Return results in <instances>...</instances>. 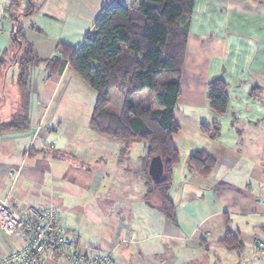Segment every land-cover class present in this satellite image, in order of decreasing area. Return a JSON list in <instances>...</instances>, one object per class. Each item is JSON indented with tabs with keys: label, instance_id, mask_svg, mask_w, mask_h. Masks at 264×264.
Instances as JSON below:
<instances>
[{
	"label": "crops",
	"instance_id": "obj_1",
	"mask_svg": "<svg viewBox=\"0 0 264 264\" xmlns=\"http://www.w3.org/2000/svg\"><path fill=\"white\" fill-rule=\"evenodd\" d=\"M27 1L0 0V53L21 26L38 52L50 57L60 41L79 45L104 6L132 0H34L29 12ZM11 59L12 50L0 77L2 122L17 120L22 103L19 66ZM11 65L12 82L5 84ZM68 71L34 67L29 125L0 131V199L19 209L55 205L78 248L110 253L114 264H245L247 251L264 254V0L195 2L174 111L179 160L168 191L179 225L166 219L156 196L146 195L145 145L134 156L135 143L120 139L111 146L105 134L79 132L59 112ZM216 75L227 82L229 106L222 113L208 98ZM202 123L219 124L220 134L210 136ZM196 150L216 159L210 175L188 168ZM226 214L246 243L241 254L220 242ZM23 241L0 225V259ZM46 264L70 262L51 252Z\"/></svg>",
	"mask_w": 264,
	"mask_h": 264
},
{
	"label": "trees",
	"instance_id": "obj_2",
	"mask_svg": "<svg viewBox=\"0 0 264 264\" xmlns=\"http://www.w3.org/2000/svg\"><path fill=\"white\" fill-rule=\"evenodd\" d=\"M196 0H132L116 1L104 6L102 13L83 41L75 46L60 41L56 53L42 56L23 33L21 26L12 29V45L0 53V77L3 66L12 59L18 63L16 80L21 92V108L17 120L0 121V131L29 125V99L34 67L44 63L51 74H62L71 67L96 90V102L90 126L106 136L125 141L126 146L145 142L147 168L154 155L163 161V174L153 179L146 172V195H154L166 219L179 225L176 207L168 191L172 183V169L179 160L173 135L180 126L175 107L180 96L184 58L190 30V17ZM27 12L34 0L27 1ZM17 20H19L17 18ZM118 87L123 94L121 107H107L110 91ZM227 82L216 75L208 82V98L216 111L226 112L229 96ZM141 93L142 95H140ZM202 130L212 137L220 134V125ZM216 159L205 150L191 153L188 168L208 176ZM226 231L220 242L228 249L241 254L246 243L237 229L231 227L225 215ZM236 264H242L238 261Z\"/></svg>",
	"mask_w": 264,
	"mask_h": 264
},
{
	"label": "built area",
	"instance_id": "obj_3",
	"mask_svg": "<svg viewBox=\"0 0 264 264\" xmlns=\"http://www.w3.org/2000/svg\"><path fill=\"white\" fill-rule=\"evenodd\" d=\"M0 225L10 234L24 236L20 248L4 254L0 264H46L51 252L70 264H114L110 253L80 250L60 225L58 208L53 204L19 209L0 199Z\"/></svg>",
	"mask_w": 264,
	"mask_h": 264
},
{
	"label": "rangeland",
	"instance_id": "obj_4",
	"mask_svg": "<svg viewBox=\"0 0 264 264\" xmlns=\"http://www.w3.org/2000/svg\"><path fill=\"white\" fill-rule=\"evenodd\" d=\"M9 71L7 72L5 84L12 82V76L14 71V65L8 67ZM16 80L18 77V69L16 67ZM67 79L70 81L69 88L67 92L61 97V103L59 106V112H62L63 115L67 116L71 121H73L74 129L79 132H95L90 126V118L92 116L93 108L96 102V90L83 79L75 70L71 67L67 73ZM123 101V94L118 87H114L110 91V101L107 105L108 108L117 110L121 107ZM79 128V129H77ZM107 143L113 146V142L120 141L115 140L107 136ZM136 148L132 152L135 156V152L143 148L145 142L139 141L135 143ZM131 151H128L130 155ZM146 151L144 152V154ZM131 157V156H130ZM128 157V158H130ZM247 256H249L247 258ZM246 262L245 264H261L260 258L264 259V254L259 251H247L246 252Z\"/></svg>",
	"mask_w": 264,
	"mask_h": 264
},
{
	"label": "water",
	"instance_id": "obj_5",
	"mask_svg": "<svg viewBox=\"0 0 264 264\" xmlns=\"http://www.w3.org/2000/svg\"><path fill=\"white\" fill-rule=\"evenodd\" d=\"M163 161L160 155H154L149 163V174L153 179H158L163 174Z\"/></svg>",
	"mask_w": 264,
	"mask_h": 264
}]
</instances>
